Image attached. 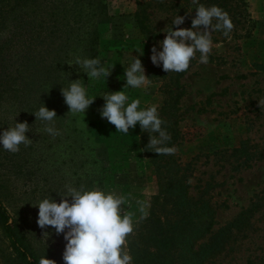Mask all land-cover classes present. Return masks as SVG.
I'll return each instance as SVG.
<instances>
[{
	"label": "rangeland",
	"instance_id": "obj_1",
	"mask_svg": "<svg viewBox=\"0 0 264 264\" xmlns=\"http://www.w3.org/2000/svg\"><path fill=\"white\" fill-rule=\"evenodd\" d=\"M104 1L106 16L97 21V51L102 66L113 67L111 75L89 80L76 64L69 65L74 62L67 63L73 69H67L69 77L82 79L86 95L95 98L84 115L68 113V105L61 108L54 125L59 135L53 136L45 131L46 122L32 114L40 104H26L18 93L13 97L0 93V134L15 122L26 121L30 131L25 135L32 141L27 147L21 144L17 153L0 145V182L7 190L3 203L10 213L20 210L33 241L51 247L57 264H64L67 242L51 226H38L39 209L35 206L50 196L61 202L57 192L66 186L79 189L90 154L102 160L105 171L101 180L85 190L122 196V208L131 216L133 227L147 215V201L158 188L153 167L139 145L140 125L125 134L100 115L105 92L124 91L127 103L140 101L138 110L158 108L161 103L163 81L150 68L154 64L148 44L133 19L137 4L146 0ZM244 1L245 20L233 23L227 37L223 29L214 31L208 63H200L197 53L179 79L185 90L178 101L180 139L171 147L177 149L173 156L187 178L189 194L204 192L215 208L214 224L199 241L208 245L221 241L226 234L224 227L264 190V159L244 160L243 154L264 149V107H258V100L264 98V0ZM197 7L191 6V20L185 19L178 27L191 28ZM148 12L149 24L160 34L161 49L165 31L173 28L172 19L177 15L158 8ZM132 55L141 59L152 82L147 88H124V71ZM239 144L243 147L241 156L232 152ZM250 223L246 230H232L223 250L207 264H264V208L253 214ZM11 257L0 233V264H12Z\"/></svg>",
	"mask_w": 264,
	"mask_h": 264
},
{
	"label": "trees",
	"instance_id": "obj_2",
	"mask_svg": "<svg viewBox=\"0 0 264 264\" xmlns=\"http://www.w3.org/2000/svg\"><path fill=\"white\" fill-rule=\"evenodd\" d=\"M217 6L226 12L232 23L244 21V0H146L139 2L133 12L143 40L148 44L151 57L153 46L157 51L160 34L149 24L151 8L169 10L191 20V6ZM106 16L104 0H0V93L20 96L26 104L35 103L55 110L66 106L61 89L73 81L67 72L76 58L103 59L97 51V21ZM215 24L216 21L213 20ZM151 61V59H150ZM79 68V65H77ZM163 81V98L157 108L166 123L163 128L171 140V147L180 139L177 126L180 112L178 101L184 94L179 79L185 72H165L162 64L150 66ZM83 70V69H82ZM18 93V95H17ZM158 136V133H151ZM149 134L139 133V145L152 165L157 180L156 195L149 197L147 215L141 218L127 237V251L131 264H207L224 248L232 230L243 231L251 226L250 218L264 208V190L225 227V236L213 245L199 242L214 224L215 208L204 197V192L189 194V184L173 155H158L147 149ZM241 144L232 149L241 156ZM244 160L264 159V149L255 153L244 152ZM105 171L102 160L90 154L84 173L83 186L90 187L101 180ZM6 186L0 182V233L12 257V264H39L42 257L54 260L53 250L41 242L35 243L27 231L20 210L10 213L3 203ZM57 264V262H56Z\"/></svg>",
	"mask_w": 264,
	"mask_h": 264
},
{
	"label": "clouds",
	"instance_id": "obj_3",
	"mask_svg": "<svg viewBox=\"0 0 264 264\" xmlns=\"http://www.w3.org/2000/svg\"><path fill=\"white\" fill-rule=\"evenodd\" d=\"M198 4V0H192ZM196 16L191 21V28H180L185 16L177 15L172 19L173 28L165 31L167 34L160 42L161 51L153 46L151 62L169 72H185L189 69L190 61L199 53V62L207 64L212 51V33L223 29L227 37L234 25L228 14L217 6L205 7L198 5ZM213 20L216 23H213ZM80 70L87 74L89 80L107 78L109 70L101 66L99 58H76L75 63ZM126 84L124 88H147L151 80L145 75V68L137 56H131L130 66L124 71ZM82 79L70 81L68 88L61 89L64 102L72 114H85L95 98L86 95ZM105 104L100 109L102 118L114 125L116 130L129 133L137 123L142 131L149 134L147 149H152L158 155H174L175 147H166L171 140L170 134L162 127L163 121L156 106L138 110L140 101L129 100L124 91L105 92L102 95ZM258 107H264V98L258 100ZM67 113V114H68ZM36 120L46 122L45 131L56 136L59 131L55 128L56 112L44 105L32 113ZM30 131L29 124L15 122L14 127H8L0 134V145L11 153L20 151V145L31 144L25 133ZM158 133V136L151 135ZM190 182V181H189ZM61 202L57 203L51 196L39 202L37 224L41 229L51 226L57 235L63 234L67 242L63 252L64 264H131L132 256L127 251V237L133 233V220L122 208L125 200L115 192L105 194L99 189L85 190L66 186L63 192H57ZM71 198V202L69 201ZM34 207V206H33ZM47 233V232H45ZM39 264H56L54 260L42 257Z\"/></svg>",
	"mask_w": 264,
	"mask_h": 264
}]
</instances>
